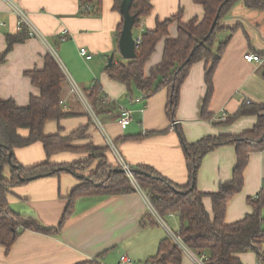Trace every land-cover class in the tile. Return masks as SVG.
Masks as SVG:
<instances>
[{"label":"crops","instance_id":"obj_1","mask_svg":"<svg viewBox=\"0 0 264 264\" xmlns=\"http://www.w3.org/2000/svg\"><path fill=\"white\" fill-rule=\"evenodd\" d=\"M114 3L115 0H102L101 15L80 16L79 0H0V53L7 47V35L20 32L13 4L26 12L41 34L15 44L0 64V98L13 99L19 106L29 105L31 97L39 95L40 90L27 72L43 68L45 56L51 53L66 75L62 105L74 115L47 121L46 134L68 135L88 125V137L74 140V145L92 142L96 146H108L109 137L128 165H150L184 185L188 181V168L179 128L186 141L193 143L207 135L241 134L251 130L258 121V114L243 115L227 123L220 121L219 116L225 109L232 117L246 100L264 103V64L248 62L244 58L250 51L264 54V9L249 8L243 0H238L225 13L222 24L226 28L217 34V42L227 37L229 41L214 73V93L209 105L212 116H202L205 74L209 66L202 60L192 65L182 84L174 119L177 123L172 125L174 120L166 111L167 88L146 98L136 85L129 87L116 81L106 71L111 54H114V62L128 60L119 52L116 41L122 13L114 9ZM151 3L153 9L142 18L136 29L138 33L142 29H155L159 21L175 16L179 11L185 22L204 15V7L194 0H151ZM63 28L69 29L70 33L67 40L61 41ZM169 35L172 38L178 36L177 21L170 24ZM164 46L163 38L145 64L146 74L162 60ZM81 47L88 48L92 58H84L80 54ZM97 83L101 85V94L109 96L117 106L108 113L97 112L102 127L95 122L90 111L92 105L85 95L86 90ZM76 88L84 98L75 91ZM123 107L132 111V120L125 129L118 123ZM19 133L28 136L30 131L20 128ZM14 154L24 166L47 159L64 164L89 157L86 151L77 150H62L48 156L44 144L39 141L14 148ZM106 155L110 164H117L115 151L110 148ZM236 162L234 144L211 150L198 171V190L217 192L223 182L232 178ZM77 172L83 174L85 170ZM81 182L76 174L62 171L15 186L8 193L7 202L19 213L34 215L44 226H58L70 195ZM263 185L264 150L250 154L244 171V186L227 205L226 223L239 221L252 212L248 198L255 197ZM203 202L213 219L211 197L205 196ZM149 210L146 194L139 189L125 194L82 196L76 200L72 216L58 234L27 229L9 251L0 244V264H78L98 255L103 264H150L148 258L157 253L162 239L170 235L163 223H151ZM165 216L172 217L171 222L176 228L172 229L178 232L181 228L179 215ZM123 255L129 256L132 262L122 263ZM200 255L189 248L184 250L180 263L171 264H200L193 258ZM239 256L244 264H260L255 252H243Z\"/></svg>","mask_w":264,"mask_h":264},{"label":"trees","instance_id":"obj_2","mask_svg":"<svg viewBox=\"0 0 264 264\" xmlns=\"http://www.w3.org/2000/svg\"><path fill=\"white\" fill-rule=\"evenodd\" d=\"M204 7L202 17H194L189 21H182L181 11L175 16L158 22L155 29L142 31V42L137 48L136 57L127 61L114 62L106 71L109 76L119 82L136 87L148 98L162 88L168 89L166 111L172 120L180 98V91L192 65L199 61H206V92L202 100V116L210 118V101L214 93V73L221 60L229 38L217 42V34L226 27L222 18L238 0H194ZM249 8L264 9V0H243ZM122 0H115L114 9L121 12ZM153 9L151 0H133L131 13L135 15L134 36L139 33L143 17L149 15ZM102 12V0H79L80 16H99ZM218 16L215 27L212 26ZM122 22L116 32V41L123 28ZM178 22V36L169 35V26ZM233 29V28H232ZM29 36L26 25L16 34L7 35V47L0 53V64L6 60L14 45L25 41ZM165 39L162 60L152 67L149 74L145 72V64L161 39ZM217 44V46H216ZM32 83L40 90V94L32 96L27 106H19L13 99L0 98V244L7 251L21 233L33 229L47 234H58L65 222L72 216L75 202L82 196L116 195L137 191L131 176L119 171V165L110 164L106 153L109 146H96L92 142L83 146L73 144L74 140L87 136L88 125L74 130L68 135L60 133L46 134L44 126L49 120L74 115L62 105L63 84L66 75L60 63L53 54L47 53L45 64L41 69L27 72ZM86 97L98 113H108L117 108L114 103H103L101 85L86 90ZM258 114L255 126L241 134L207 135L189 143L186 141L182 129H178L188 168V181L178 184L162 175L154 167L147 164L131 166L133 178L139 188L148 196L154 207L162 215L178 214L181 228L178 231L183 243L199 254L208 258L206 264H244L239 254L255 252L260 264H264V185L255 197H249L252 212L234 223H226L225 215L229 201L240 192L244 186V171L252 152L264 150V103L255 104L250 100L229 117L226 123L237 117ZM223 122V123H225ZM20 128L29 129L28 136L19 133ZM42 142L50 156L62 150L87 151L89 157L72 163L56 164L49 159L33 166L22 165L14 154V148ZM226 144L236 147L237 162L230 180L223 182L217 192H200L197 187V175L203 158L211 150ZM100 151L98 157L101 164L89 176L79 174L91 168L92 151ZM9 171V175L7 172ZM69 171L76 174L82 182L73 190L69 203L63 213L58 226H44L34 215L19 213L10 208L7 195L20 184L49 175ZM210 196L213 202V219L204 206L203 199ZM153 219L158 221L149 211ZM143 222V221H142ZM142 226L143 223H142ZM184 254L183 248L170 236L160 242L155 255L148 258L150 264L180 263ZM101 255V254H100ZM100 256L78 264H103Z\"/></svg>","mask_w":264,"mask_h":264},{"label":"built area","instance_id":"obj_3","mask_svg":"<svg viewBox=\"0 0 264 264\" xmlns=\"http://www.w3.org/2000/svg\"><path fill=\"white\" fill-rule=\"evenodd\" d=\"M13 10L15 11V13L18 15V28L19 30L21 31L23 29V26L26 25L28 30H29V36L32 37V36H40V32L37 30V28L30 22V20L28 19V16L26 14V12L24 10H22L21 8H19L18 6L14 5L13 4ZM142 31L143 29L140 31V33L135 36V40H136V49L139 48L141 42H142ZM69 29L67 28H63L61 33H60V40H67L69 38ZM80 54L86 58V59H90L92 58V54L89 53V50L88 48L86 47H81L80 48ZM244 58L248 61V62H255V63H259V64H264V54L262 53H256V52H247L245 53L244 55ZM75 91H77L82 98L83 95L81 94V92L76 88ZM112 100L111 98H109V96H103V103L104 104H108V103H111ZM90 111L92 113V116L95 120V122L97 123L98 126H101L102 127V122H101V119L99 118V116L97 115V112L95 109H93L92 107H90ZM229 114L228 112L223 109L221 110V113H220V116H219V120L220 121H228L229 119ZM132 120V111L128 108H121L120 112H119V117H118V123L119 125L121 126V128L125 129L128 127V125L130 124ZM177 123L176 120H174L172 122V125H175ZM107 137V136H106ZM107 143H108V146L117 153V158H118V161L120 162V167H124L126 169H129L131 168L130 165H128L124 159H122L121 155L118 153L117 151V147L115 146V143L114 141L107 137ZM129 176H131L132 178V181L133 183L135 182V179L133 178V173L128 171L126 172ZM137 183V182H136ZM139 190H141L140 188H138ZM146 200L148 202V205H149V208H150V212L151 214L155 217V219L161 223H163V225L167 228L168 232H169V235L170 237L176 242L178 243L182 248L183 250H189V248L183 243L181 237L179 236V233L178 232H174V230L172 228H170V226L167 224V222L165 221L164 219V216H162L158 211L157 209L154 207V205L152 204V202L150 201V199L148 198V196L146 195ZM169 215H173V213H169ZM193 258H196V260L198 262H200V264H206V259L208 258L205 254H201L200 257H193ZM121 262L122 263H126V262H132V259L127 256V255H123L121 257Z\"/></svg>","mask_w":264,"mask_h":264},{"label":"water","instance_id":"obj_4","mask_svg":"<svg viewBox=\"0 0 264 264\" xmlns=\"http://www.w3.org/2000/svg\"><path fill=\"white\" fill-rule=\"evenodd\" d=\"M133 0H122L121 3V13L123 15V28L119 37L118 49L119 52L127 59H133L136 57V40L134 36V24H135V15L131 13V5ZM218 16L212 26V29L215 27ZM114 61V54H111L108 61V66H111ZM119 171L123 172H132V168L126 169L124 167L118 168Z\"/></svg>","mask_w":264,"mask_h":264},{"label":"rangeland","instance_id":"obj_5","mask_svg":"<svg viewBox=\"0 0 264 264\" xmlns=\"http://www.w3.org/2000/svg\"><path fill=\"white\" fill-rule=\"evenodd\" d=\"M84 138H86V137H84ZM88 144H90V143H88ZM87 153H89V152H87ZM92 153H93V156H92L93 160H92V163H91V168L90 169H86L85 173H83L86 177L89 176L92 172H94L97 169V166L101 164V161H100L101 158L98 157V154H100V151L94 150V151H92ZM115 165H119L120 166V162L117 160V164H115ZM134 185H136L137 188H139V185L136 183V181L134 182ZM165 218H166V221L168 222L170 228L176 229L175 226L171 222V218L172 217L165 216Z\"/></svg>","mask_w":264,"mask_h":264}]
</instances>
